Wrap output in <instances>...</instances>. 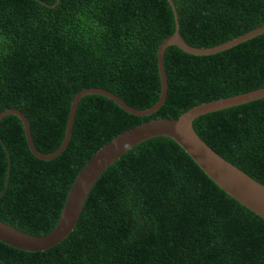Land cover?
Returning <instances> with one entry per match:
<instances>
[{
  "label": "trees",
  "instance_id": "trees-1",
  "mask_svg": "<svg viewBox=\"0 0 264 264\" xmlns=\"http://www.w3.org/2000/svg\"><path fill=\"white\" fill-rule=\"evenodd\" d=\"M42 1L0 0V113H24L39 150L59 148L72 101L84 89L108 90L138 110L159 102V50L177 31L170 0H60L54 8L57 0ZM173 1L180 32L195 47L264 27V0ZM166 70L168 99L150 117L104 96L84 97L67 148L52 160L37 158L22 121L7 116L0 125V220L47 235L78 173L111 139L264 88V35L211 56L171 46ZM195 128L264 183V99L202 116ZM0 264H264V219L230 197L178 142L159 136L109 166L66 240L39 253L0 242Z\"/></svg>",
  "mask_w": 264,
  "mask_h": 264
},
{
  "label": "water",
  "instance_id": "water-1",
  "mask_svg": "<svg viewBox=\"0 0 264 264\" xmlns=\"http://www.w3.org/2000/svg\"><path fill=\"white\" fill-rule=\"evenodd\" d=\"M38 1L45 5L42 0ZM59 2L60 0H57V3L52 7H56ZM170 2L176 13L177 31L175 35L167 39L161 45L159 50V67L163 89L161 98L154 107L147 110H138L131 107L108 90L101 88L84 89L79 92L72 101L67 131L61 145L55 151L48 153L42 152L36 147L33 141L29 120L21 111L17 109H8L0 113V125L7 116L13 115L18 117L23 123L28 145L32 153L39 159H55L63 153L70 142L78 105L84 97L88 95L104 96L134 116L150 117L158 113L168 99L169 79L166 70V53L168 48L177 46L191 55L211 56L233 49L256 37L264 35V27H261L216 47L200 48L192 46L181 34L175 3L173 0H170ZM262 99H264V88L203 103L190 109L179 119H155L123 132L98 149L83 166L68 192L60 218L50 233L44 236H35L0 220V242L13 249L28 253L45 252L61 244L75 230L93 186L109 166L116 162L132 147L143 141L159 136L170 137L178 142L206 174L226 191L230 197L264 219V183L225 158L204 140L195 128L196 120L202 116L239 107ZM5 148L7 149L6 146ZM10 169L11 160L9 158V176Z\"/></svg>",
  "mask_w": 264,
  "mask_h": 264
}]
</instances>
